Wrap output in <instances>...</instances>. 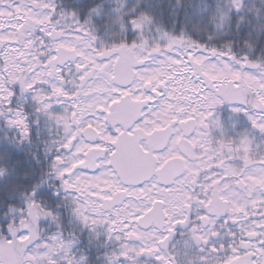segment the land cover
<instances>
[{
	"label": "snow or ice",
	"instance_id": "snow-or-ice-1",
	"mask_svg": "<svg viewBox=\"0 0 264 264\" xmlns=\"http://www.w3.org/2000/svg\"><path fill=\"white\" fill-rule=\"evenodd\" d=\"M0 264H264V0H0Z\"/></svg>",
	"mask_w": 264,
	"mask_h": 264
}]
</instances>
